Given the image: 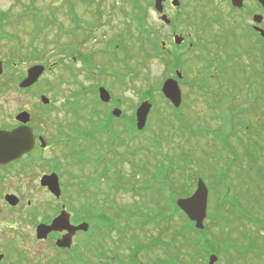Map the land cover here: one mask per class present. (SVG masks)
Wrapping results in <instances>:
<instances>
[{
    "label": "rangeland",
    "instance_id": "1",
    "mask_svg": "<svg viewBox=\"0 0 264 264\" xmlns=\"http://www.w3.org/2000/svg\"><path fill=\"white\" fill-rule=\"evenodd\" d=\"M31 1L0 0V12L12 10L14 15L20 14L24 5L33 3L34 7L44 14H51L52 19L56 20V26L44 28L39 35H36L34 20L30 17L5 24L0 29V34L5 29L9 35L18 37L23 44L22 54L34 53L33 49L37 48L44 56L43 62L19 56L14 58L12 68L6 67L7 58L10 59L19 47L13 41L0 39V60L4 61L5 73L9 71V78L12 80L10 88L0 91V113L10 119L20 112H30L31 117L38 122L41 134L53 143L46 152L38 153L40 157L37 156L34 166L36 175L20 178L21 193L31 190L30 194L38 198L47 196L48 193L39 188L36 180L43 173L50 172L46 170L47 165L43 161L65 163L70 154V150H66L58 142V129L70 133L71 126L76 124L77 119L81 122L80 126L85 127L87 123L82 118L89 119L92 113V106L86 105L94 103V95L82 94L75 97V92L81 88L103 86L110 91L112 101L117 104L114 106L115 103L112 105L111 101L110 104L100 105L98 109L105 112L108 108L116 107L123 114L114 125L116 143L113 149L116 160L121 162L117 165L116 176L119 178L121 173L123 179L132 178L135 184L142 182L144 177L137 175L142 173L146 176L141 166L147 164L149 177H152V173L158 175L152 178L167 179L161 174L163 163L168 165L173 162L176 169L172 174L178 175L177 191L180 194V185H186L184 189L191 196L196 189L197 179L205 181L209 188L211 216L205 222L206 234L202 236L203 241L205 240V252L192 261L191 256L195 250L187 241L188 238H194V234L185 232L183 235L182 228L186 221L178 213L171 219L167 212H161L160 190L164 184L155 185L154 191L149 189L144 200L135 197V193H118L113 197L108 216L100 218L101 225L106 227H101L102 231L97 237L100 238L101 264H208L209 258L206 256L211 254L218 256L216 264H264V130H258V126L264 127V90L257 87L256 78L258 74L264 73V59L261 58L260 62L258 58L254 60L258 53H254L256 46L253 41L238 34L236 36V30L231 37V32L226 30L229 20L242 17L240 12H232L230 0H180L181 6L178 8H167L165 2L164 13L172 20L170 25L161 20V14L155 10L154 0L150 4L149 0H139L146 10L147 24L143 26L145 32L151 31L150 38L152 42L158 40L160 49L162 41L167 42L171 46L169 55L161 50L159 53L154 52L152 43L148 44L147 40L142 42L138 31L141 26L132 19L135 11L131 0H74V8L67 3L68 0ZM94 1L95 4L90 7L88 4ZM95 10H101V17H95ZM214 16L220 17L221 21L205 23ZM247 21L251 24L249 18ZM57 23L63 29L59 33V41ZM94 31L93 37L83 42ZM175 33L185 38L184 45L179 48L173 42ZM144 38L148 39V34ZM238 40L246 51L241 49ZM120 41L126 43L128 53L122 52ZM44 48L45 52L40 51ZM216 50H231L230 56L235 58V62H231L234 63L232 68L229 65L225 70L229 76L233 69L235 73L239 72V75L233 77L234 84L242 91L240 99L233 96L230 100L235 89L230 84L221 86L217 79L218 74H223L219 67L222 65V57L227 53H213ZM86 55H90L95 63L88 70V62L84 60ZM208 55L216 66L212 70L215 79L210 80L212 87H208H222V91L215 90L213 101L210 99L213 93L210 88L194 85L195 80L207 77L208 62L202 58L205 56L209 59ZM36 65L46 67L40 81L27 91L17 90L15 86L20 83V75L26 77L28 70ZM178 70L184 76L180 83L183 103L180 111H175L164 99L161 88L165 80L174 77ZM94 93L98 100L97 90ZM224 93L225 99H222ZM43 95L51 100L50 108L42 105L40 98ZM145 100L153 103L145 135L148 142L138 139L137 142L130 143L126 134H120H123L125 124L131 125L138 106ZM236 107L241 113V117L236 118L241 126L234 129L233 124L236 125L237 121L232 114H238L234 110ZM256 115L260 120L255 121ZM125 117L129 123H122ZM223 128L226 136L220 135ZM71 157L76 162V152ZM230 162H234L233 169L227 176L226 170L232 165ZM137 165L140 167L137 168ZM180 167L186 168L183 180L180 177ZM70 171L71 176L66 177L68 195L74 193L71 177H75L77 170L74 168ZM224 183L225 186L221 189ZM135 184L132 183L133 186ZM140 187L143 188L144 185H139L138 188ZM214 192L221 195L228 193L224 196L227 201L224 206H220V194ZM162 194L165 196V192ZM188 195L181 197L175 194L173 199L176 201L177 198H186ZM254 205H257L258 212H254ZM241 207L248 216L241 215ZM147 217L153 220L147 221ZM246 218L259 220L261 225L250 224ZM3 230L6 234L0 233V242L7 245L13 238L9 240L10 233ZM12 236L11 234L10 237ZM97 238L85 242L94 240L98 246ZM14 239L21 249L31 245V238L27 239L25 235L20 238L15 236ZM9 258L13 259L14 256L10 254ZM195 260L197 263H194Z\"/></svg>",
    "mask_w": 264,
    "mask_h": 264
},
{
    "label": "flooded vegetation",
    "instance_id": "2",
    "mask_svg": "<svg viewBox=\"0 0 264 264\" xmlns=\"http://www.w3.org/2000/svg\"><path fill=\"white\" fill-rule=\"evenodd\" d=\"M172 1L173 0H166L167 8H169V6H172ZM211 1L212 0H210V2ZM230 2L232 6V12H240L242 14V17L235 20H229L230 23L227 24L226 30L231 32V37H233V33L236 30V36L238 34L239 36H244L245 38L253 41L252 43H254V45L256 46V50L254 53H258L257 56H254V60L258 58V61L260 62L261 58L264 59V6L258 0H243V7L239 9L232 5V0H230ZM247 18L251 20V24H248ZM216 21L220 22V17L214 16L211 20L205 21V23H211ZM184 43L185 41L179 46H177L175 43L174 45L179 48L184 45ZM119 46L123 49V53H128L127 45L124 41H120ZM239 46L241 47V49L245 50L244 47L240 45V41ZM170 48L171 46H169L167 42L162 41L161 52L163 51L164 54L169 55L171 54ZM213 53H227L224 54V56L222 57V65L221 67H219L220 72L222 71L223 74H218L217 79L219 80L221 86H223L224 84H230L231 88L235 89L230 100L233 96L236 99H240L242 91L238 90L239 86L234 84L233 77L239 75V72L235 73L233 69L231 70L232 75L229 76L225 70V68L229 65V67L232 68V65L234 63L232 64L231 62L233 60L235 62V58L232 59V57L230 56V53H232L231 50H225V52H219L218 50H216ZM208 56L209 59L205 56L202 58L204 59V61L208 62V65L206 66V76L208 78L205 77L203 79H197L194 82L195 86L207 89L212 87L210 80L215 79L213 78L215 75L212 70L216 67L210 55ZM82 58L84 57L82 56ZM85 58L84 60L85 62H88L89 69L91 67H94L95 63L92 62L91 56L86 55ZM236 59L238 60V58ZM80 60L83 62L82 59ZM92 64L93 66H90ZM251 67L252 69H254L253 64ZM262 69L264 71V61L262 62ZM258 72L259 70L256 71V73ZM93 73H91V75H93ZM256 78L257 87L262 88L264 90V73L263 75L258 74ZM209 85L211 86L208 87ZM221 86H215V89L210 88V90L213 91L210 96L211 101L215 100L213 95L215 94V90L220 89L222 91ZM99 89L100 86L81 88L80 91H77L74 94L75 97H78L82 94L94 95V103L92 102L89 103V105H86L92 106V113L89 116V119H85L87 117H81L82 121L87 123L85 127L80 126L81 122L77 119L76 124H73V127L71 126L70 133H65L68 132L67 130L63 131L61 129H58V142L64 145L66 150H70V154L68 157L66 156L67 158L65 163L58 161L57 163L52 164L47 160L43 161V163L47 165L46 170L50 172L43 173L41 176L39 175L40 178L38 177V179L36 180H38L39 182V184L37 183L39 185V188L48 193L45 198H38L36 196H33L32 194H30L31 190H28L27 193H21L20 178H29L30 176H32L31 174L35 173L34 166L37 162V156L40 157L38 153L46 152L50 148V146L53 145V143L49 142L41 134L40 126L38 122L34 120V118L31 117V121L27 124L29 127L32 128L33 135L35 138L34 149L29 154L24 155L22 158L16 159L7 164H0V233L3 232L4 234H6V232H4L3 230L5 229L10 233L8 236L9 240L13 238V240L9 241L7 245H3L0 242V255H3L2 259H0V264H101V245H99L100 238L97 237L99 236L100 230L102 231V228H105L103 225H101L100 218L108 216L113 197L116 196L118 193H135V197H141V200H144L145 196H148L149 189L150 191H154L153 187H155V185L164 184L162 189L160 190V195L162 196V199H160L162 205H159L161 208V212H167L168 217L175 216L177 213H180V209H176L174 205V203H177L178 198L176 199V201L173 199V196L175 194H177V196H180V193L177 191L179 188L177 184L178 179H155L149 177L147 164L141 166V169L144 170L146 176L142 173L141 175H137L144 177L142 182H137L135 184L132 178L123 179L121 177V173L119 174V178L116 176V171L118 169L117 165H120L121 162H118L116 160V152L113 149V147L115 146L114 143H116V130L114 129V125L118 123L116 121L120 120L123 114L121 113L120 117L114 116L113 111L116 109V107H111V109L108 108L105 112L100 111L98 109L100 105L104 106L110 104L112 101L111 98L109 102H103L99 97ZM95 90H97L98 92V100L95 98ZM217 92L219 91H216V93ZM223 98L225 99V93L224 97L222 95V99ZM112 102V105L115 103L114 106L117 104L115 101ZM45 107L50 108L51 104ZM234 110L238 111V108L236 107ZM232 117H234L236 120L237 117H241V113H239L238 111V114H232ZM256 117L257 119H255V121L260 120L259 116L256 115ZM219 119L220 118H218V120ZM134 120H132L134 123V126H132V122L131 125L125 124L129 122L126 117L124 118L122 123L125 124V129L122 131L123 134L120 135L126 134L129 140L128 142L130 143L133 141L137 142L138 139L142 142H148V138L145 137V135L147 134L149 127V118L147 120L146 127L143 130H138L136 128V117L134 118ZM236 121L237 124H233L234 129L238 128L239 125L241 126L240 121ZM21 125L22 123L16 121L15 117H10V119H8L0 113L1 131H12L13 129ZM41 128H43V126H41ZM259 128L264 130L263 126H258V130ZM209 133L212 134L211 131H209ZM61 134H63V136ZM222 134L226 136V131L224 128L220 135ZM217 135L218 134H216V136ZM102 137H104L105 139ZM101 139H103V141ZM154 141L156 142V140ZM154 141H152V143ZM43 143L45 144V147H43ZM123 143L124 141L120 144ZM160 146L161 145H159V147ZM74 152H76V162L71 157ZM229 164L232 165L231 168L229 167L226 170L227 176L229 174V171L233 169L234 162H230ZM139 167L140 166L137 165V168ZM74 168L75 170H77L76 174L74 175L75 177H71L73 179L72 183L74 186V193L68 195L66 194L68 185V182L66 183V177L71 176L72 172L70 170ZM52 174H56L58 176L60 187L59 196H56L50 191L49 188L44 187L41 184L42 178L44 176H49ZM132 183H134L135 185L133 186ZM139 185H144V187L138 188ZM224 186L225 183L221 185V189H223ZM219 191L220 188L218 192ZM162 192H165V196H163ZM218 192L214 193L220 194ZM171 193L173 195H171ZM226 194L228 193L226 192L225 194H220V197L222 199L220 206H222L223 202H227L224 199V196ZM8 196H13L15 198L12 201L14 202L16 200L15 204H12L7 199ZM256 206L257 205H254V212H258V210H256ZM239 210L241 215L248 216V213L244 211L242 207ZM158 212L159 210L157 209V213ZM207 212L209 216V195ZM5 213H7L10 218L6 216ZM62 213L65 214V218H67L69 221L70 230L86 223L88 224V231L77 230L72 234L70 230L64 229L52 231L48 233L46 237L39 238L37 233L38 227L40 225H51L53 221L57 219ZM246 219L250 224L252 223L255 226L261 225V221L259 220H253L248 218ZM5 224L7 225L3 227ZM28 233H30V235ZM11 234L13 235L12 237H10ZM23 235H25L27 239L29 237L31 238V245L28 248L25 247V249H21L18 242L14 239L15 236H18V238H20ZM4 238L6 239L7 237L4 236ZM64 238H66V240H70V247H61L58 245V242ZM95 238H97L98 240V246H96L94 240H91L90 243L85 242L86 240L89 241V239ZM247 238L250 239L249 237ZM10 254L14 256L13 259L9 258Z\"/></svg>",
    "mask_w": 264,
    "mask_h": 264
},
{
    "label": "water",
    "instance_id": "3",
    "mask_svg": "<svg viewBox=\"0 0 264 264\" xmlns=\"http://www.w3.org/2000/svg\"><path fill=\"white\" fill-rule=\"evenodd\" d=\"M258 1L264 6V0ZM154 2L156 11L162 14L164 11L165 0H154ZM172 5L178 7L180 6V1L173 0ZM232 5L241 9L243 7V0H232ZM161 19L166 23H170V20L166 15H163ZM183 41L184 38L182 36H175V43L177 45H181ZM45 71L46 67L43 65L31 67L28 70L25 79H23V81L20 83L19 88L28 89L34 86L45 73ZM4 73V62L0 60V77H2ZM182 78V73L177 72L176 79L169 78L162 86V92L165 98L168 99L175 108H179L182 105V91L179 85V80ZM99 97L105 103L111 100V94L105 87H101L99 89ZM41 101L45 105L50 104V99L44 95L41 97ZM151 110L152 103L149 101L142 102L137 109L136 121L138 130H143L146 127L148 116ZM121 113V110L118 109L113 111V115L116 117H120ZM16 120L21 122L23 125L10 132L0 130V164H7L16 159L22 158L25 154L30 153L35 147V138L32 128L27 125L31 120L30 114L26 111L21 112L16 116ZM43 147H45L44 143ZM41 184L44 187H48L50 191L56 196L60 195L59 180L56 174L44 176L42 178ZM208 195L209 191L205 182L202 179H199L195 193L188 198L179 199L177 202L178 207L185 213L190 221L195 223V227L198 230H203L205 227L204 222L207 218L208 211ZM7 199L12 204H15L16 202V200L12 202L15 199L13 196H8ZM69 227V221L67 218H65V214L62 213L57 219L53 221L51 225H40L37 230L38 237H46L47 234L52 231L64 229L70 230ZM77 230L87 231L88 224H82L78 227L72 228L70 232L73 234ZM58 245L61 247H70V240H66V238H64L58 242ZM2 257L3 255H0V259H2ZM217 260V256L212 255L209 258L208 264H216Z\"/></svg>",
    "mask_w": 264,
    "mask_h": 264
},
{
    "label": "trees",
    "instance_id": "4",
    "mask_svg": "<svg viewBox=\"0 0 264 264\" xmlns=\"http://www.w3.org/2000/svg\"><path fill=\"white\" fill-rule=\"evenodd\" d=\"M20 0H17V2H19ZM34 0H32L31 2H33ZM83 1H85V0H83ZM88 1H93V0H88ZM70 6H71V8H74V6H73V3H74V0H68V2H67ZM95 3V1L94 2H92V3H90V4H88L89 6H91L92 4H94ZM149 4L150 3H152V0H149V2H148ZM68 4H67V6H68ZM131 5H132V8L134 9V15L132 16V19L134 18L136 21H137V23H138V25L139 26H141V28H139V32H140V35H141V40H142V42L144 43L145 42V40H147L148 41V44L149 43H152L151 44V48L154 50V52H156V53H159L160 52V44H159V42H158V40L156 41V42H152V40H151V38H150V36H151V31H148V33L147 32H145L146 30H144V25L145 24H147V20H146V10H145V8H143V6H141L140 5V2H139V0H131ZM150 6V5H149ZM139 11L138 13H136L137 11ZM101 11V10H100ZM100 11H96L95 13H94V15H96L95 17H97V15H99L98 17H101V12ZM53 12V11H52ZM25 17H27V18H31V19H33L34 20V24H35V33H37L36 35H39L40 33H42V32H40V31H44V28H48V27H50V26H56L55 25V21L56 20H54V19H52V15L51 14H44L42 11H40L39 9H37L36 8V6L34 7V5H33V3H31V4H29L28 6L27 5H24V8H23V11H22V13H18V14H15L14 15V13L12 12V10H10V11H7V12H0V29H1V27H3L5 24H12V23H14L16 20H21V19H24ZM97 17V18H98ZM96 18V19H97ZM57 25L59 26V28H58V33H57V40L59 39L60 40V34L59 33H61L62 31H63V29H62V26L61 25H59L58 23H57ZM94 27V26H93ZM93 27H91L93 30L95 29V28H93ZM96 27H97V25H96ZM92 30V31H93ZM96 30V29H95ZM40 32V33H39ZM93 33H95V31L94 32H92V34L91 35H89V36H86L84 39H83V42H85L86 40H88V39H90V38H92L93 37ZM145 34H148V39L147 38H144V35ZM36 35H34V36H36ZM0 39L1 40H4V39H6V40H9V41H13V42H15V43H17V45H18V47H19V49L16 51V53H13L11 56H10V59H8L7 57H5V58H7V63H6V67H8V66H10V68H12L11 66H12V63H13V61H14V58H17V57H19V56H22L24 59H28V58H33V60H39V61H41V62H43L44 61V56H43V54H42V52H39V50L37 49V48H34L33 50H34V53H26V54H22L23 52V44H22V42L18 39V37H16V36H14V35H9L8 33H6L5 32V29H4V31L0 34ZM34 39H35V37H33V40H32V42H34ZM58 40V41H59ZM40 51H43V52H45L46 51V48H44V49H42V50H40ZM75 53H72V55H74ZM15 65V64H14ZM14 67V66H13ZM124 67H126V64H124ZM89 68V67H88ZM87 68V69H88ZM23 77H24V75H20V77H19V80L21 81L22 79H23ZM11 83H12V80L9 78V71L8 72H6L5 73V75L3 76V77H1L0 78V91H3V90H5V89H7V88H10V85H11ZM16 87V89L17 90H19L18 89V86H15ZM20 91V90H19ZM132 123H133V121H132ZM170 160V159H169ZM171 162V161H170ZM173 162H171L170 164H168V165H164V163H163V168L161 169V174H162V176H165V177H167V178H176L178 175H176L175 176V174H172L173 172H175V166H174V164H172ZM170 167H172V168H170ZM170 168V169H169ZM180 170H181V174H180V177L182 178V180L183 179H185L184 178V175L185 174H183V172H185L186 171V168H181L180 167ZM150 175H152V177H155V176H158L157 174L156 175H153L152 173H150ZM178 178V177H177ZM180 186H182L181 188H182V190H181V194H180V196L181 197H183V196H187L188 195V192L184 189L185 188V186L186 185H184V184H182V185H180ZM151 187V186H150ZM191 192H192V190H191ZM150 195H151V193H150ZM189 196V195H188ZM162 197V196H161ZM180 197V198H181ZM224 203H226V202H223L222 203V206H224L225 204ZM174 205H175V208L176 209H178V207H177V205L174 203ZM182 218H184V220L186 221V225L182 228L183 229V235H184V233L185 232H187V233H192V234H194V238H191V239H189L188 238V243L189 244H191V248H193L195 251H194V253L192 254V256H191V260L193 261V259H198V257L201 255V253L202 252H205V249H204V247H205V240L203 241V238L204 237H202L204 234H206V232L203 230V231H199V230H197L196 229V227H195V224L193 223V222H191L187 217H186V215L183 213V212H181L180 211V213H178ZM211 215H209V217H210ZM169 218H171V219H173V216H170ZM219 219V218H218ZM150 221L151 222V220H153V218L152 219H150L149 217H147V221ZM186 235V234H185ZM176 256H179L178 254H175ZM207 257V256H206ZM194 263H197L196 262V260L194 261ZM201 264H204V263H201Z\"/></svg>",
    "mask_w": 264,
    "mask_h": 264
}]
</instances>
